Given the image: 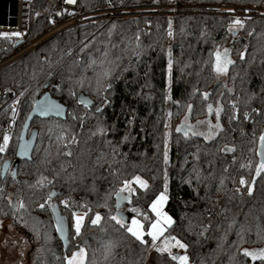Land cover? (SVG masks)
<instances>
[{
    "label": "trees",
    "instance_id": "1",
    "mask_svg": "<svg viewBox=\"0 0 264 264\" xmlns=\"http://www.w3.org/2000/svg\"><path fill=\"white\" fill-rule=\"evenodd\" d=\"M180 2L264 7V0ZM106 3L80 0V12ZM238 18L243 26L231 31L237 16L214 13H184L173 21L168 13L87 21L0 70V87L21 99L11 141L0 152V220L37 230L32 264H66V256L81 247L85 264H179L157 252L150 236L142 244L126 230L131 217L149 230L156 218L150 206L165 190L173 223L156 247L175 237L187 245L181 252L189 264H264L244 255L264 249V172L256 174L264 134V16ZM51 26L46 17L32 19L24 43ZM17 40L1 37L0 60L20 48ZM220 49L233 61L225 79L215 71ZM46 92L67 107L66 117H36L29 130H38L32 158L19 161L16 176L2 177L4 163L12 167L16 159L29 112ZM81 94L93 105L82 103ZM209 119L219 124L213 137L189 129ZM136 176L147 180V188L132 185L131 202L119 208L122 227L110 218L117 213L116 194ZM79 211L86 215L77 235ZM97 213L102 219L94 225ZM59 215L63 234L56 229ZM180 249L173 247L172 255L178 257Z\"/></svg>",
    "mask_w": 264,
    "mask_h": 264
},
{
    "label": "built area",
    "instance_id": "2",
    "mask_svg": "<svg viewBox=\"0 0 264 264\" xmlns=\"http://www.w3.org/2000/svg\"><path fill=\"white\" fill-rule=\"evenodd\" d=\"M79 3L80 0H76L74 4L67 3V0H0V38L5 36L3 35L5 33L9 35L21 33L18 39L23 38L29 30L32 19L36 22L46 17L52 25L48 32L30 43H22L16 52L0 60V70L56 33L87 21L151 16L161 13L170 14L171 21L177 15L184 13H214L241 18H252L256 14L264 16V9L259 10L255 7L239 9L231 5L182 4L180 0H171L168 4H130L127 0H107L104 7L86 13L80 12ZM255 10L258 13H255ZM20 111V97L13 90L0 87V129L4 132V137L7 135L9 140L15 130Z\"/></svg>",
    "mask_w": 264,
    "mask_h": 264
},
{
    "label": "snow or ice",
    "instance_id": "3",
    "mask_svg": "<svg viewBox=\"0 0 264 264\" xmlns=\"http://www.w3.org/2000/svg\"><path fill=\"white\" fill-rule=\"evenodd\" d=\"M76 0H67V3L69 4H74ZM234 26H243V22L240 19H235L233 21L232 26H230L229 30H232V27ZM5 36H8L9 34L5 33L3 34ZM11 35H15L17 37L21 36V33H14ZM241 57L243 58V54H241ZM233 61L229 58V53L228 50L225 49L223 55L217 51L215 54V71L217 73H225L228 70V65L232 64ZM169 68H171V63L169 64ZM110 87V86H109ZM207 96V94H205ZM89 104L91 101L88 102ZM190 107V106H189ZM50 110V109H49ZM59 108H57V111ZM41 111H45L44 109H41ZM99 111V109H97ZM212 112L211 106H209V113ZM217 118L219 117V110H217ZM209 123V128L211 129L213 126ZM216 127H219V124L216 125ZM103 129H101V132ZM177 131H182V129L178 128ZM186 134V133H185ZM195 134V133H194ZM207 138V137H206ZM9 142V137L6 135L4 137V145L0 146V152H4L5 148ZM260 143L261 147L264 148V135L260 137ZM230 151H233L234 149H228ZM70 154V153H69ZM261 162L259 164V167L256 170V174L259 176L261 172H264V152L261 153ZM165 160L167 161V150L165 151ZM135 183L139 185L140 188H147V182L141 179L139 176H136L133 178L131 181H124L123 187L120 189L119 192H117V213L116 215L111 216L110 218L115 221L117 224H120L122 227L125 226L126 221L123 216V213L119 211L120 207V200L121 199H127L129 202H131V195L135 192V189L132 187V184ZM241 185H245L246 181L241 178L240 180ZM249 191H251V188H249ZM122 193H128V196H122ZM56 195L55 193H52L49 196V200H51V196ZM167 200V196L164 193H161L158 198L151 204V211L155 213V216L157 219L151 223L150 230L145 232L144 230V225L143 223L139 220L133 217L131 219V224L130 226H127L126 230L128 233H130L133 237H135L137 240H139L142 244L147 243L145 241L144 237L145 235L151 237L152 241V246L156 248V251L159 253H168L173 260H178L179 264H189V258L187 255H182V256H175L172 255V248L173 247H179L182 249H186L187 245L182 243L180 240L176 239L175 237H166L162 246L156 247V242L160 239L161 236L164 235V232L168 226H170L173 223V220L170 216L167 215V213L162 211L163 205L165 204ZM67 205V202H65ZM20 207H23V204H20ZM41 208L44 207V205H40ZM52 210L53 212H56L57 209L55 205H52ZM131 211L136 212L139 214V209L133 208ZM83 217L81 216H76L75 217V231L77 235H79L82 227V221ZM102 217L100 216L99 213L95 215V219L91 221L92 224H98ZM147 219V217H145ZM56 229L57 231L61 232L62 234L65 233V228L63 226V219L60 217H57V224H56ZM66 239V236H64ZM174 241V243H173ZM86 251L84 249H80L77 253L73 254L72 257L68 258L66 257V264H85L86 260ZM245 256H250L252 257L253 260L260 259L264 261V249H260L257 251H244Z\"/></svg>",
    "mask_w": 264,
    "mask_h": 264
},
{
    "label": "rangeland",
    "instance_id": "4",
    "mask_svg": "<svg viewBox=\"0 0 264 264\" xmlns=\"http://www.w3.org/2000/svg\"><path fill=\"white\" fill-rule=\"evenodd\" d=\"M218 5L235 6L232 4H218ZM247 7H249V6H247ZM238 8L243 9L244 7H238ZM252 8H254V7H252ZM97 9L98 8L92 9L89 12L96 11ZM257 9L262 10V9H264V7H259ZM238 19H240V18H238ZM234 28L238 29V26H234ZM9 37H14L15 39H18L17 36H13V35H9ZM224 51H225V49L219 50V52L221 54L224 53ZM229 57H230V53H229ZM217 75L220 79L226 78V72L225 73H217ZM208 122H210L211 125L213 126L211 129L209 128ZM216 125H217V123L214 120L212 121L209 119L203 123L198 122L196 124H193L191 127L189 126V129L193 130L196 133L203 134L207 138H211L215 135V133L218 129V127H216ZM10 141L11 140H9V142ZM139 177L147 182V180L145 178H143L142 176H139ZM132 185H137V184L133 183ZM137 186H139V185H137ZM163 193L167 196V190H165ZM9 197L11 199L12 195L9 194ZM162 211H164L166 213L165 208L162 209ZM85 215H86V212L79 211V212H76L75 217L76 216L83 217L84 218L82 221V224H83L84 220H85ZM58 217L62 218L63 222H64V216L63 215H59ZM132 218L133 217H131L129 220V225H130ZM135 218L138 219V217H135ZM26 224L22 225L21 228H19L18 226L14 225L12 219L2 218L0 220V264H32V260H33V258H32L33 257V254H32L33 249L32 248L37 247V240H38L37 233L38 232L36 229H33L32 226L26 225ZM56 224H57V222H56ZM37 226H38V223H37ZM80 249H83V248L81 247V248L74 250L73 252H71V254L67 255L66 257H68V258L72 257L73 254L77 253ZM183 250L184 249H182V248L180 249V251L178 253V257L182 256V255H186L185 253L181 252Z\"/></svg>",
    "mask_w": 264,
    "mask_h": 264
},
{
    "label": "water",
    "instance_id": "5",
    "mask_svg": "<svg viewBox=\"0 0 264 264\" xmlns=\"http://www.w3.org/2000/svg\"><path fill=\"white\" fill-rule=\"evenodd\" d=\"M15 18L13 19L12 22H14ZM1 40V38H0ZM22 43H24L23 38H19L16 42V45L19 46ZM79 100L86 104V105H93L94 101L89 97L88 95L81 94L79 96ZM91 101L89 104L88 102ZM57 108L59 110L57 111ZM41 109H44L45 111H41ZM50 109V110H49ZM67 114V107L64 105L60 104L57 102L49 92L44 93L39 99H37L33 105L32 110L29 112L28 117L25 121V124L23 126L21 136H20V142L16 154V159L13 163V167L11 169V174L16 176V170L17 166L19 164V161L21 159H31L33 150L36 146L37 143V138H38V130L34 128L31 132H29L31 123L36 117H42V118H47L51 116L55 117H63L65 118ZM264 135V134H263ZM264 152V148L261 147V143L259 144L258 147V156L261 162V153ZM10 166V161H6L3 165L1 176L4 177L9 169ZM122 196H128V193H122ZM125 202H128L127 199H121L120 200V207L123 206ZM63 241L66 242V239L63 237Z\"/></svg>",
    "mask_w": 264,
    "mask_h": 264
},
{
    "label": "crops",
    "instance_id": "6",
    "mask_svg": "<svg viewBox=\"0 0 264 264\" xmlns=\"http://www.w3.org/2000/svg\"><path fill=\"white\" fill-rule=\"evenodd\" d=\"M157 198H158V197H157ZM157 198H156V199H157ZM156 199H155V200H156ZM167 199H168V197H167ZM166 202H167V200H166ZM166 202H165V204L163 205V208H162V209L165 208ZM163 212H164V211H163ZM166 213H167V212H166ZM167 215L170 216L168 213H167ZM170 217H171V216H170ZM171 218H172V217H171ZM156 219H157V217L155 218V220H156ZM155 220H154V221H155ZM172 220H173V219H172ZM154 221H153V222H154ZM153 222H152V223H153ZM130 224H131V222H130ZM129 226H130V225H129ZM150 227H151V226H150ZM167 228H168V227H167ZM167 228H166V230H167ZM149 230H150V228H149ZM166 230H165V232H166ZM165 232H164V233H165Z\"/></svg>",
    "mask_w": 264,
    "mask_h": 264
},
{
    "label": "flooded vegetation",
    "instance_id": "7",
    "mask_svg": "<svg viewBox=\"0 0 264 264\" xmlns=\"http://www.w3.org/2000/svg\"><path fill=\"white\" fill-rule=\"evenodd\" d=\"M222 55H223V53H222ZM229 58H230V57H229ZM12 167H13V166H12ZM12 167L9 166L8 172H11ZM8 172H7V173H8Z\"/></svg>",
    "mask_w": 264,
    "mask_h": 264
}]
</instances>
